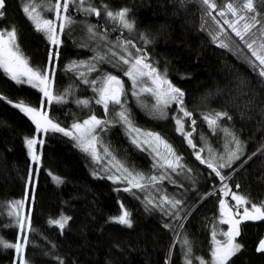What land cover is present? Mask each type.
I'll return each instance as SVG.
<instances>
[{
    "label": "trees",
    "instance_id": "trees-1",
    "mask_svg": "<svg viewBox=\"0 0 264 264\" xmlns=\"http://www.w3.org/2000/svg\"><path fill=\"white\" fill-rule=\"evenodd\" d=\"M25 2L5 0L0 30L15 27L21 51L29 64L41 71L49 66L50 55L54 56L58 50L59 57L53 61L48 74L53 79L55 95L66 91L69 94L65 96V103L49 102L38 89L27 84L17 85L0 70V97L3 98L0 99V237L13 243L22 238L10 207L27 197L25 212L26 215L30 212L32 228L24 253L27 264H60V260L63 264H185V249L178 244L185 237L192 245L193 264H199L197 256L210 259L211 226H220L217 221L222 183L206 165L196 160L193 149L176 131L172 118L176 105L168 109V119H161L154 112L151 99L143 103L133 97L131 82L121 70L124 66H113L115 61L108 49L111 47L119 55L117 42L131 40L137 47H146L151 61L167 71L168 79L185 93V105L196 119L193 141L198 148H205L202 158H207L209 147L217 155L224 154L226 143L219 130L215 135L210 132L202 115L227 111L231 121L225 118L220 123L235 132L243 152L231 168L221 169V174L231 177L225 181L230 190L254 203H264V79L248 66L245 57L251 58V53L227 24H223L225 35L221 38L230 44L232 51L218 47L210 34L219 31L213 16L223 23L224 18L217 13L226 10L228 3L239 10L245 0H213L217 7L211 15L206 13L200 0H91L100 9L98 18L74 12L70 5L69 15L74 22L65 27L58 46L51 45L43 33L35 30L23 12ZM29 2L52 18V13L44 11L41 0ZM254 4L264 23V5L256 0ZM104 6L113 12L129 9L128 18L135 21V30L128 32L109 21ZM89 24L95 25L97 32L106 38H91L86 32ZM142 36L150 41L146 46ZM98 54L108 56L113 62H98L94 59ZM74 61L97 65L99 71L88 75L90 81L99 80L104 73L120 77L127 92L122 99L133 124L159 134L182 158L183 174L169 169L168 178L157 184L159 192L182 201L179 206L182 219H174L159 208L148 206L149 197L140 190L123 191L121 183L98 173L91 156L71 138L59 132L36 133L31 119L13 107L22 101L46 112L65 129L92 114L106 121L118 119L111 105L106 115L102 106L95 103L92 88L74 72L66 70ZM238 77L246 81L243 89L236 87ZM78 100H88L89 106H79ZM185 128L191 130L187 121ZM201 136L207 138L203 144ZM33 137L43 140L36 145L40 155L38 163L31 160L25 142ZM100 142L128 169L144 175L155 172L150 154L132 143L122 122L109 124L106 131L100 132ZM228 147L234 148V145ZM57 177L63 182L58 184L54 179ZM157 197L154 196L155 203L160 201ZM124 210L131 213L132 228L109 221ZM61 216L71 217L62 234L48 223ZM263 237L264 222L242 225L237 237L242 248L229 264H264V252L257 251ZM0 264H16L14 249L0 246Z\"/></svg>",
    "mask_w": 264,
    "mask_h": 264
},
{
    "label": "snow or ice",
    "instance_id": "snow-or-ice-1",
    "mask_svg": "<svg viewBox=\"0 0 264 264\" xmlns=\"http://www.w3.org/2000/svg\"><path fill=\"white\" fill-rule=\"evenodd\" d=\"M260 5H264V0H256ZM200 3L205 6L206 13L211 15L212 11L216 10V4L213 0H200ZM41 4H46L47 7L44 11L52 13V18L45 17L42 12L37 11L35 4L26 0L23 7V12L27 18L31 21L36 31L44 34L46 39L53 46H58L62 43L60 39L64 33L65 27L70 26L74 21L71 15H69V6L73 7L74 12H81L85 16L100 17V9L92 5L91 0H41ZM5 0H0V19L5 15ZM129 9L124 8L116 12L107 9L104 6V12L106 18L113 24H118L121 28L132 32L135 30V21L128 18ZM227 13H231L234 19H227ZM250 13L251 15H248ZM217 15L223 19L221 21L216 20L213 16L212 19L218 26L219 31L216 33H210L212 35L213 42L223 49L232 51L230 44L222 39L225 35L223 30V24H227L231 32L239 38L246 48L251 53V58L245 57V61L254 73L264 79V23H262L258 11L254 4V0H245L241 9H237L232 3H228L225 9H221ZM87 34L94 39L103 40L106 37L101 36L95 25H86ZM144 40L145 46L150 43L146 37H141ZM117 47H119L120 54L117 55L115 51L109 47L108 52L114 58V67H121L123 75L131 82L132 96L140 99L142 93H147L155 100L154 112L161 119H168V109L172 105H176L175 115L172 117L176 131L184 137L187 144L193 149L195 158L201 164L206 165L212 173H215L219 177L222 183L220 191L224 196L231 195V199L235 201L233 206H229L224 200L219 202L220 215L217 221L220 225H228L227 230L217 229L216 225L211 226V240L212 248L210 251V259L205 260L203 257H195L199 264H229L234 256L241 250L242 245L237 242V237L240 235V224L244 220H261L264 221V203L257 204L250 201L243 194L238 192H232L229 185L225 182L231 177H226L221 174V169L231 168L234 160L240 158V154L243 152V145L240 139L236 136L227 125H222L220 121L225 118L231 121L232 116L227 111H213L212 113H205L202 115V119L205 121L210 132L215 135L217 130L220 131L225 138V152L224 154L217 155L210 147L208 148L207 158H202L201 153L205 150L204 147H197V144L193 141V135L196 131V119L193 118V112L190 111L185 105V93L179 87H176L170 79H168L167 71L159 69L150 57L145 48L137 47L131 40H125L123 42L118 41ZM132 49H135L133 52ZM59 57L58 50L55 55H50L49 66L43 71L37 68H33L29 64V60L24 56L18 43V33L15 27L10 30H0V70L17 85L27 84L32 88L38 89L43 96L47 98L49 102L55 100L57 103H65V96L69 92H65L63 95H55L53 92V79L49 76V72L52 71V63ZM95 60L101 63H112L108 59V56L98 54L94 57ZM87 69V71H77V69ZM68 71L74 72L84 84H88L92 91L96 94L95 103L102 106L104 113L107 115L110 105L118 119L106 121L98 118L92 114L89 118L84 119L82 122H74L70 129L61 127L58 123L53 122L46 112L31 107L22 101H18L13 104V107L19 109L21 113L27 116L35 125L36 133H48L59 132L64 136L71 138L75 141L77 147L83 152L92 157L95 162H99L101 159L100 154V132L106 131L109 124H115L122 122L127 127L129 133H135L132 135V143L135 144L142 151H151L155 156V167L164 169L161 176H149L146 177L143 173L134 172L128 169L123 163L117 161L115 165V172H122L123 181L126 186L122 189L125 192H131L132 189L140 191H146L150 187L154 188L157 181H163L168 178V170L178 175L183 174L185 166L180 164L182 159L175 153L172 146L159 134L153 132H142L141 129L135 127L133 124L130 113L127 111L126 104L122 99L127 95L124 81L117 75L111 73H104L99 80H89L88 75L93 71H99L96 64H92L85 61L72 62L67 66ZM54 76V73H53ZM237 88L243 89L246 85V81L243 78H237ZM98 85V86H97ZM247 95L246 92L243 93ZM0 99H3L0 97ZM12 103V101H8ZM79 106L88 107V100H78ZM118 109V110H117ZM189 122L190 131H186L185 122ZM99 130V131H98ZM207 138L200 137L201 144ZM26 145L31 156V160L34 163L40 161V155L37 153L36 145L42 144L43 140L36 137L27 138ZM234 145V148H229L228 145ZM105 156H111V152L107 147L103 148ZM115 160V157H112ZM110 173L107 178L114 180V182H120V177L116 176L112 172V168L107 169ZM190 171V169H189ZM96 173H94L95 175ZM56 182L62 183L60 178H54ZM31 182V176L29 177ZM175 183V181H173ZM239 188V185H236ZM121 189H117L120 191ZM27 197L24 201L16 202L12 207L16 209L11 214L15 217V226L19 229L22 239H18L16 242H6L0 237V246L3 248L14 249L16 256L19 258L20 264H26L24 260V253L28 245V233L32 231L31 228V215L22 213V209L25 207ZM182 201L176 198H169L166 194L163 195L159 203L154 202V198H149L146 202L148 206L153 208H159L165 215L172 216L174 219H182L179 215V206ZM165 205H170L166 208ZM123 207V205L121 206ZM242 209V211H241ZM71 217L61 216L58 219L49 220L48 223L58 228L62 234L67 228ZM109 221L120 226L127 228L133 227V220L131 213L124 210L122 214L110 217ZM183 223L180 227L183 228ZM167 227V225H166ZM218 237H223L218 239ZM181 244L184 251L185 264H193L192 245L190 240L185 237ZM171 248V246H170ZM257 251L264 252V239L259 244ZM59 259V258H58ZM60 264L63 261L60 260Z\"/></svg>",
    "mask_w": 264,
    "mask_h": 264
},
{
    "label": "rangeland",
    "instance_id": "rangeland-1",
    "mask_svg": "<svg viewBox=\"0 0 264 264\" xmlns=\"http://www.w3.org/2000/svg\"><path fill=\"white\" fill-rule=\"evenodd\" d=\"M37 7V11H40V12H42L41 10H40V7L39 6H36ZM45 7H47V5L45 4L44 5V8ZM42 14L45 16V17H47L45 14H44V12H42ZM226 18L227 19H234V17H232V15H231V13H227V16H226ZM61 39V38H60ZM43 94V93H42ZM45 98V97H44ZM147 99H151L152 101H153V109H154V106H155V100H154V98L153 97H151L149 94H147V93H142L141 95H140V101H142L143 103H146V102H148V100ZM39 110V109H38ZM125 127V130H126V133H127V135L129 136V138H130V140L132 141V135H135V133H132V134H130L129 133V130L127 129V127L126 126H124ZM136 127V126H135ZM137 128H139V127H137ZM139 129H141V128H139ZM142 130V132H152V131H147V130H144V129H141ZM154 133V132H153ZM37 138V137H36ZM75 142V141H74ZM105 146L104 145H102L101 143H100V146H99V148H100V154H101V159H100V161L99 162H95L93 159V161H94V163L96 164V167H97V171H98V173L100 174V175H103V176H107V175H109L110 173L107 171V169H109V168H112V172L113 173H115V175L116 176H119L120 177V182H116V183H121L124 187L126 186V184H125V182L123 181V173L122 172H120V173H116L115 172V165H116V162L117 161H119L113 154H112V152H111V156H105L104 155V153H103V148H104ZM149 154H150V156H151V158H152V162L155 164V156H154V154L149 150V151H147ZM30 155V154H29ZM112 157H115V160L114 159H112ZM30 158H31V156H30ZM92 158V157H91ZM120 162V161H119ZM122 163V162H121ZM180 164H182V160H180ZM154 169V171L155 172H153V173H151L150 175H145L146 177H149V176H161L162 175V173L164 172V169H162V168H160V167H153ZM114 181V180H113ZM162 181H157L156 182V184H155V187L154 188H152V187H150L149 189H147L146 191H142L143 193H144V195L146 196V197H151V198H154V196L156 195H158V199L160 200L161 199V197L163 196V195H165L164 193H162V192H159V188L157 187V184H159V183H161ZM232 191V190H231ZM157 192V193H156ZM233 192V191H232ZM222 197H221V199L222 200H224L227 204H229V206H233L234 204H235V201H233L232 199H231V195H229V196H224V194H222L221 195ZM18 201H24V200H18ZM18 201H16V202H18ZM16 202H14L13 204H11V207H10V214L13 212V211H16V209H14L12 206L16 203ZM165 207L166 208H168V207H170V205H165ZM22 211V213L24 214V215H26V212H25V207L21 210ZM242 211V210H241ZM12 215V214H11ZM13 216V215H12ZM14 217V216H13ZM15 218V217H14ZM227 228L228 227H226V228H223L221 225L220 226H217V229L219 230V229H223V230H227ZM223 237H218V239H222ZM19 239H22V238H19ZM238 242V241H237ZM239 243V242H238ZM24 260H25V257H24ZM25 262H26V260H25ZM16 264H20V261H19V258L16 256ZM26 264H27V262H26Z\"/></svg>",
    "mask_w": 264,
    "mask_h": 264
},
{
    "label": "water",
    "instance_id": "water-1",
    "mask_svg": "<svg viewBox=\"0 0 264 264\" xmlns=\"http://www.w3.org/2000/svg\"><path fill=\"white\" fill-rule=\"evenodd\" d=\"M260 222H264V221H261V220H255V221H251V220H244L241 222L240 226L241 227L242 225H246V224H250V223H260ZM229 227V226H228ZM264 239V237L262 238Z\"/></svg>",
    "mask_w": 264,
    "mask_h": 264
}]
</instances>
